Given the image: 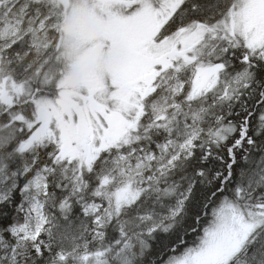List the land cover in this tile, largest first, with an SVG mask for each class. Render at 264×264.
<instances>
[{
  "label": "snow or ice",
  "instance_id": "snow-or-ice-1",
  "mask_svg": "<svg viewBox=\"0 0 264 264\" xmlns=\"http://www.w3.org/2000/svg\"><path fill=\"white\" fill-rule=\"evenodd\" d=\"M0 264H264V0H0Z\"/></svg>",
  "mask_w": 264,
  "mask_h": 264
}]
</instances>
